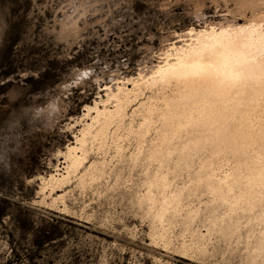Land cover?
<instances>
[{"label": "rangeland", "instance_id": "obj_1", "mask_svg": "<svg viewBox=\"0 0 264 264\" xmlns=\"http://www.w3.org/2000/svg\"><path fill=\"white\" fill-rule=\"evenodd\" d=\"M263 15L264 0H0V264H264L243 159L167 116L175 77L150 81L211 33L264 35Z\"/></svg>", "mask_w": 264, "mask_h": 264}, {"label": "bare ground", "instance_id": "obj_2", "mask_svg": "<svg viewBox=\"0 0 264 264\" xmlns=\"http://www.w3.org/2000/svg\"><path fill=\"white\" fill-rule=\"evenodd\" d=\"M251 31L248 30L250 34L243 37L244 32H239L242 34L240 37L238 34L211 33L210 39L205 38L207 42L181 49L173 60L168 57L169 60L167 58L154 72L158 75L150 76L149 80L152 83L158 79L164 83L175 77L183 84L185 89L173 102L174 108L169 109L167 116L171 120L180 118L177 120L178 129L183 124L202 123L207 139H217V146L239 156V160L243 159L239 161L242 168L238 169L233 179L235 183H241L246 178L249 189L245 198L254 207L258 203L264 206V35L256 40L258 38H253ZM119 105H116L117 109ZM121 109L119 112L122 113ZM111 112L105 107L102 111L98 110L97 115ZM99 131L102 134L105 128ZM188 150L189 145L183 148L184 152ZM75 163L72 161V166ZM243 167L247 168L245 174ZM226 185L221 186L224 197H227L224 191ZM166 204L164 202L163 213L168 206Z\"/></svg>", "mask_w": 264, "mask_h": 264}]
</instances>
